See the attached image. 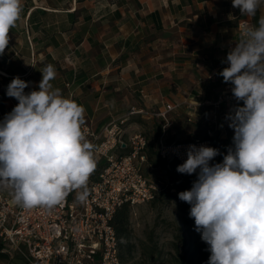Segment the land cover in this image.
Instances as JSON below:
<instances>
[{"label":"clouds","instance_id":"9594fccd","mask_svg":"<svg viewBox=\"0 0 264 264\" xmlns=\"http://www.w3.org/2000/svg\"><path fill=\"white\" fill-rule=\"evenodd\" d=\"M232 5L240 15L254 16L264 0ZM22 11L21 0H0V55ZM258 24L245 26L218 73L237 101L225 115L233 146L213 164L219 149L189 145L176 169L197 175L178 197L191 206L194 230L209 246L207 264H264V17ZM41 73L38 90L26 93L31 82L19 76L7 86L6 95L18 103L0 120V189H10L23 209L51 211L74 190L80 202L87 200L97 162L83 130L85 108L50 83L53 65Z\"/></svg>","mask_w":264,"mask_h":264},{"label":"crops","instance_id":"0c3cea01","mask_svg":"<svg viewBox=\"0 0 264 264\" xmlns=\"http://www.w3.org/2000/svg\"><path fill=\"white\" fill-rule=\"evenodd\" d=\"M21 3V17L0 55V120L18 103L6 95L11 80L31 82L26 93L38 90L49 64L56 72L50 83L85 108V123L97 131L128 108L152 121L151 111L176 103L170 129L186 114L182 103H213L231 85L218 73L229 44L240 40L241 15L232 0ZM246 17L258 27L264 6Z\"/></svg>","mask_w":264,"mask_h":264},{"label":"built area","instance_id":"2783aa9c","mask_svg":"<svg viewBox=\"0 0 264 264\" xmlns=\"http://www.w3.org/2000/svg\"><path fill=\"white\" fill-rule=\"evenodd\" d=\"M246 25L254 24L250 17L241 15L236 26L239 39ZM231 47H234L232 43L228 50ZM231 87L226 85L215 102L202 104L213 108V117L218 116L220 121L218 130L224 134L225 128L220 125L224 126L225 115L237 103ZM240 103L242 105V101ZM176 108V105L166 104L163 110L152 114L165 122L163 130L170 126L168 114ZM134 115L145 113L132 108L98 131L91 124L83 125L87 139L94 145L96 162L104 163L94 179L88 181L89 196L85 202L76 198L74 190L51 211L27 210L14 202L10 189H0L1 252L10 249L28 264H121L112 217L124 205L132 214L134 207L151 202L158 191L141 171L146 163L147 139L140 133H133L126 141L122 140L125 125ZM207 134L212 135L210 131ZM189 145L211 147L209 141L198 139L188 144L166 146L161 137L156 148L160 159L183 163ZM121 149H127V153H117Z\"/></svg>","mask_w":264,"mask_h":264},{"label":"rangeland","instance_id":"374dc122","mask_svg":"<svg viewBox=\"0 0 264 264\" xmlns=\"http://www.w3.org/2000/svg\"><path fill=\"white\" fill-rule=\"evenodd\" d=\"M225 67L227 66L224 65ZM175 104L173 103L172 105ZM202 104L204 103L190 104L184 102L181 104L186 114H181L179 120L176 119L178 124L171 126L170 139L173 138L180 144H186L185 142H192L194 138L201 140L203 134L208 131L212 135L217 131L220 132V135H225L221 130H218L220 121L218 116L216 118L213 117V108ZM131 109L128 108L127 111L129 112ZM155 112L157 111H151V117H153L152 114ZM136 116H139V119H143L142 117L147 115H134L130 118L128 124L125 125L126 128H124L125 133L122 134L123 141H126L128 135L133 133H140L145 138V135H148L147 128L141 131L138 127L139 124L135 123L134 120L137 118H134ZM174 116V111L170 112L168 120L171 121ZM189 116L191 117L189 118ZM148 122L150 123L151 121ZM223 127L225 128V133H228L233 141L234 130L228 127L227 121ZM117 153L121 155L126 154L127 149L124 151L118 150ZM180 164L182 163L163 160L161 167L157 168V170L150 168L146 163L142 166V174L147 180L157 186L158 191L151 202L139 204V206L133 208V213L129 215L131 240L135 249L130 257H124L123 264H171L170 259L175 254L176 247L180 251L188 248L201 236V233L194 230V218H191L189 215L191 206L181 201L178 197L179 192L189 190L192 187V183L196 180L197 175L178 173L176 169ZM95 175L96 172L94 171L89 181L93 180ZM151 248L157 250L153 255ZM3 250V255L1 256L4 257H0L1 263L20 264V262L14 260H20V256L10 249ZM158 252H160L159 256H157ZM23 260L22 263L25 261Z\"/></svg>","mask_w":264,"mask_h":264},{"label":"trees","instance_id":"16d2710c","mask_svg":"<svg viewBox=\"0 0 264 264\" xmlns=\"http://www.w3.org/2000/svg\"><path fill=\"white\" fill-rule=\"evenodd\" d=\"M222 71V70H221ZM135 123H138L142 129L147 128L148 135L146 136L148 145L146 149V165L152 169H156L161 167V163L163 162L162 159L158 156L156 145L158 140L162 137V141L166 146H172L180 144L175 141L173 138H169V134L171 132V128L166 127L163 130L164 121L162 120H152L150 123L143 119H136L134 120ZM165 134V135H164ZM164 135V137L162 136ZM198 138H194L193 140H197ZM199 140V139H198ZM201 141H209L211 143V147L217 148L220 151V155L215 157L211 163H221L223 161L224 155L227 154V150L229 147L233 146L232 137L225 133V135H220V132L217 131L213 135L209 136L206 132L203 134ZM186 144L190 142H185ZM121 151H124L121 149ZM104 166L103 161L97 162V166L95 172ZM130 209L127 206H123L117 210L114 216L111 219V225L116 234L117 238V248L119 252V257L121 260V264H123L124 257H130L135 249V246L131 240V231H130ZM208 245L201 239V236L197 238L193 244L188 247L184 248L181 251L178 248H175V254L171 256L170 262L171 264H207L211 253L207 250ZM2 246H0V257L3 255L1 252ZM152 255L153 253L157 252L154 248H151ZM160 255V252L157 253V256ZM15 261L20 262V264H27L24 260L22 263V258L20 260L14 259ZM14 261V262H15ZM0 264L1 263L0 261Z\"/></svg>","mask_w":264,"mask_h":264}]
</instances>
